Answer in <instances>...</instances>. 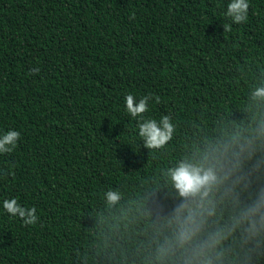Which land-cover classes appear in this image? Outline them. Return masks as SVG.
Segmentation results:
<instances>
[{
  "label": "trees",
  "instance_id": "trees-1",
  "mask_svg": "<svg viewBox=\"0 0 264 264\" xmlns=\"http://www.w3.org/2000/svg\"><path fill=\"white\" fill-rule=\"evenodd\" d=\"M230 2L0 0V137L20 133L0 153V264H159L179 202L168 169L230 140L264 157V101L252 99L264 87V0H248L239 24ZM128 94L151 97L145 120L170 117L164 147H145ZM11 199L37 222L9 214ZM218 212L209 228L232 207ZM250 247L237 233L223 264H264V246L247 259ZM165 264H183L180 253Z\"/></svg>",
  "mask_w": 264,
  "mask_h": 264
},
{
  "label": "clouds",
  "instance_id": "clouds-1",
  "mask_svg": "<svg viewBox=\"0 0 264 264\" xmlns=\"http://www.w3.org/2000/svg\"><path fill=\"white\" fill-rule=\"evenodd\" d=\"M248 0H231L225 15L233 23L247 19ZM225 31L230 30L224 24ZM33 71H38L34 69ZM150 96L135 101L132 94L125 97L126 111L132 118H139L138 134L148 149L164 147L173 137L174 124L164 115L158 123L145 120ZM254 101H264V87L252 93ZM159 103V97H156ZM20 133L11 130L0 137V153L11 152ZM257 146L252 141L230 140L210 147L194 157H185L176 167L168 169L166 176L179 201L166 217L173 235L157 248L159 264L180 253L183 264H223L226 256L225 242L236 237L247 249L245 257L251 256L264 246V187H253V178L264 173V157H258ZM109 205L116 204L117 192H107ZM221 205H230L232 214L223 223L209 228V221L220 215ZM3 208L12 216H19L25 225L37 222L36 209L20 206L16 199L5 200Z\"/></svg>",
  "mask_w": 264,
  "mask_h": 264
}]
</instances>
